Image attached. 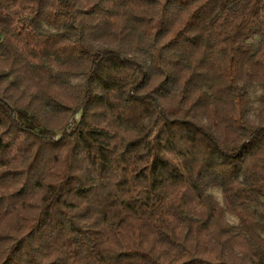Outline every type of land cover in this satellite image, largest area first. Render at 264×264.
I'll use <instances>...</instances> for the list:
<instances>
[{"label": "trees", "instance_id": "1", "mask_svg": "<svg viewBox=\"0 0 264 264\" xmlns=\"http://www.w3.org/2000/svg\"><path fill=\"white\" fill-rule=\"evenodd\" d=\"M0 264H264V0H0Z\"/></svg>", "mask_w": 264, "mask_h": 264}, {"label": "rangeland", "instance_id": "2", "mask_svg": "<svg viewBox=\"0 0 264 264\" xmlns=\"http://www.w3.org/2000/svg\"><path fill=\"white\" fill-rule=\"evenodd\" d=\"M214 194L216 195L217 199L221 202L222 198H221L220 191L219 190H215ZM227 220L232 225H237V223H238V220L232 215H227Z\"/></svg>", "mask_w": 264, "mask_h": 264}]
</instances>
